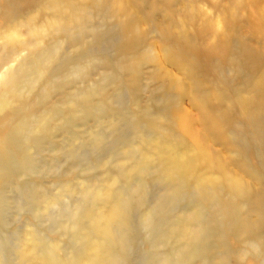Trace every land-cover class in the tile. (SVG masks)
Instances as JSON below:
<instances>
[{"label":"clouds","instance_id":"9594fccd","mask_svg":"<svg viewBox=\"0 0 264 264\" xmlns=\"http://www.w3.org/2000/svg\"><path fill=\"white\" fill-rule=\"evenodd\" d=\"M0 264H264V0H0Z\"/></svg>","mask_w":264,"mask_h":264}]
</instances>
